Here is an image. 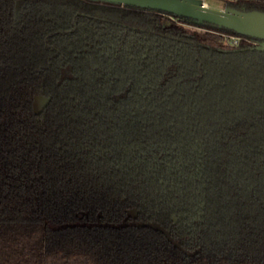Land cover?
Returning a JSON list of instances; mask_svg holds the SVG:
<instances>
[{"label": "trees", "instance_id": "1", "mask_svg": "<svg viewBox=\"0 0 264 264\" xmlns=\"http://www.w3.org/2000/svg\"><path fill=\"white\" fill-rule=\"evenodd\" d=\"M17 2L0 0V264H264L260 39L92 0H25L16 23Z\"/></svg>", "mask_w": 264, "mask_h": 264}, {"label": "water", "instance_id": "2", "mask_svg": "<svg viewBox=\"0 0 264 264\" xmlns=\"http://www.w3.org/2000/svg\"><path fill=\"white\" fill-rule=\"evenodd\" d=\"M114 5H128L159 12L171 13L194 19L196 22L211 21L232 28L238 33L259 38V49H264V11L243 10L228 6H210L202 0H92ZM46 98L44 101L46 102ZM43 101V100H42ZM39 106V111L45 105Z\"/></svg>", "mask_w": 264, "mask_h": 264}, {"label": "rangeland", "instance_id": "3", "mask_svg": "<svg viewBox=\"0 0 264 264\" xmlns=\"http://www.w3.org/2000/svg\"><path fill=\"white\" fill-rule=\"evenodd\" d=\"M206 3H208L210 6H215V7H225L226 4H227V1L226 0H202ZM25 5V0H18L17 4H16V23H18L19 21H21L22 19V15H23V7ZM168 17L172 18L171 15L167 14ZM185 26L190 29V30H200V31H203L204 28L203 27H200L196 24H191V23H185ZM227 37V36H225ZM231 40H233L232 37H230ZM44 99L45 97L42 96V95H38L36 96L35 100H34V108L35 109H39L40 107L39 106H42L44 104ZM43 100V101H42Z\"/></svg>", "mask_w": 264, "mask_h": 264}, {"label": "built area", "instance_id": "4", "mask_svg": "<svg viewBox=\"0 0 264 264\" xmlns=\"http://www.w3.org/2000/svg\"><path fill=\"white\" fill-rule=\"evenodd\" d=\"M231 37L233 38L234 42H238V40L241 39V36L231 35Z\"/></svg>", "mask_w": 264, "mask_h": 264}, {"label": "flooded vegetation", "instance_id": "5", "mask_svg": "<svg viewBox=\"0 0 264 264\" xmlns=\"http://www.w3.org/2000/svg\"><path fill=\"white\" fill-rule=\"evenodd\" d=\"M258 1H261V2H263V3H264V0H258ZM254 43H256V42L254 41Z\"/></svg>", "mask_w": 264, "mask_h": 264}]
</instances>
